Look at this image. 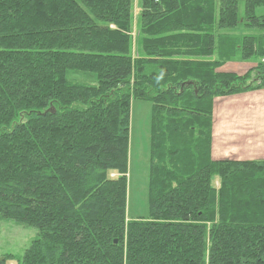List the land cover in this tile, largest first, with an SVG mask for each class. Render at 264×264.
I'll return each instance as SVG.
<instances>
[{
  "label": "trees",
  "instance_id": "1",
  "mask_svg": "<svg viewBox=\"0 0 264 264\" xmlns=\"http://www.w3.org/2000/svg\"><path fill=\"white\" fill-rule=\"evenodd\" d=\"M260 6L0 0V219L36 230L0 264H264V159L211 157L213 99L264 88ZM133 100L148 214L127 218Z\"/></svg>",
  "mask_w": 264,
  "mask_h": 264
},
{
  "label": "rangeland",
  "instance_id": "2",
  "mask_svg": "<svg viewBox=\"0 0 264 264\" xmlns=\"http://www.w3.org/2000/svg\"><path fill=\"white\" fill-rule=\"evenodd\" d=\"M240 10H243L242 3ZM255 11L256 14L264 12V6L257 7ZM250 31L253 30L250 29ZM250 31L248 30L247 32ZM258 60L257 56H252L248 61L236 57L235 59L226 61L219 69L223 71L239 70V72H243L249 68L247 66L248 63L252 64ZM150 114L149 102L132 101L129 123L127 218L145 217L148 214ZM260 125L258 134L260 132L261 135L259 134V137L262 139L264 136V120ZM35 234L36 230L34 227H24L12 219H0V255L8 252L15 256H20Z\"/></svg>",
  "mask_w": 264,
  "mask_h": 264
},
{
  "label": "crops",
  "instance_id": "3",
  "mask_svg": "<svg viewBox=\"0 0 264 264\" xmlns=\"http://www.w3.org/2000/svg\"><path fill=\"white\" fill-rule=\"evenodd\" d=\"M263 113L264 88L214 98L211 157L216 160L264 159V136L261 139L260 132L258 134Z\"/></svg>",
  "mask_w": 264,
  "mask_h": 264
},
{
  "label": "water",
  "instance_id": "4",
  "mask_svg": "<svg viewBox=\"0 0 264 264\" xmlns=\"http://www.w3.org/2000/svg\"><path fill=\"white\" fill-rule=\"evenodd\" d=\"M114 241H116V239H114Z\"/></svg>",
  "mask_w": 264,
  "mask_h": 264
},
{
  "label": "bare ground",
  "instance_id": "5",
  "mask_svg": "<svg viewBox=\"0 0 264 264\" xmlns=\"http://www.w3.org/2000/svg\"><path fill=\"white\" fill-rule=\"evenodd\" d=\"M116 242V241H115Z\"/></svg>",
  "mask_w": 264,
  "mask_h": 264
},
{
  "label": "built area",
  "instance_id": "6",
  "mask_svg": "<svg viewBox=\"0 0 264 264\" xmlns=\"http://www.w3.org/2000/svg\"><path fill=\"white\" fill-rule=\"evenodd\" d=\"M264 61V60H263Z\"/></svg>",
  "mask_w": 264,
  "mask_h": 264
}]
</instances>
